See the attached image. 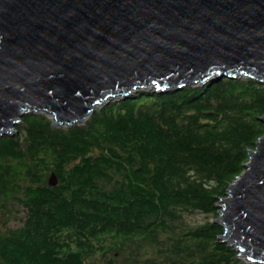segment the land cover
I'll return each instance as SVG.
<instances>
[{"label": "trees", "instance_id": "16d2710c", "mask_svg": "<svg viewBox=\"0 0 264 264\" xmlns=\"http://www.w3.org/2000/svg\"><path fill=\"white\" fill-rule=\"evenodd\" d=\"M263 115L247 77L136 91L71 126L25 114L0 137V264H252L208 217Z\"/></svg>", "mask_w": 264, "mask_h": 264}, {"label": "water", "instance_id": "95a60500", "mask_svg": "<svg viewBox=\"0 0 264 264\" xmlns=\"http://www.w3.org/2000/svg\"><path fill=\"white\" fill-rule=\"evenodd\" d=\"M241 77L264 84V0H0V137L25 114L71 126L141 89ZM248 155L214 221L264 264V134Z\"/></svg>", "mask_w": 264, "mask_h": 264}, {"label": "rangeland", "instance_id": "374dc122", "mask_svg": "<svg viewBox=\"0 0 264 264\" xmlns=\"http://www.w3.org/2000/svg\"><path fill=\"white\" fill-rule=\"evenodd\" d=\"M120 99V98H118ZM116 99V100H118ZM46 115V114H45ZM49 117V116H48ZM50 118V117H49ZM51 119V118H50ZM52 120V119H51ZM210 221H214L216 218H218V212H217V217H208ZM207 219L206 215H204L203 213H199V212H194V213H190V214H186L185 215V220L186 222L195 225V224H199L204 222ZM216 222V221H215ZM11 225H13V223H11ZM242 259V258H240ZM245 261V260H244ZM246 262V261H245ZM248 263V262H246Z\"/></svg>", "mask_w": 264, "mask_h": 264}, {"label": "bare ground", "instance_id": "6f19581e", "mask_svg": "<svg viewBox=\"0 0 264 264\" xmlns=\"http://www.w3.org/2000/svg\"><path fill=\"white\" fill-rule=\"evenodd\" d=\"M142 90V89H141ZM141 90H138V91H141ZM136 92V91H135ZM134 93V92H133Z\"/></svg>", "mask_w": 264, "mask_h": 264}]
</instances>
